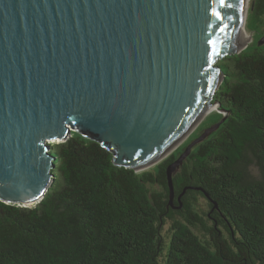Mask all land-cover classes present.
Masks as SVG:
<instances>
[{
  "label": "water",
  "instance_id": "1",
  "mask_svg": "<svg viewBox=\"0 0 264 264\" xmlns=\"http://www.w3.org/2000/svg\"><path fill=\"white\" fill-rule=\"evenodd\" d=\"M243 8L244 0H0V201L39 204L55 181L50 143L72 132L140 173L215 108L222 120L166 169L168 207L181 209L173 176L230 115L214 101L225 79L217 63L246 49Z\"/></svg>",
  "mask_w": 264,
  "mask_h": 264
},
{
  "label": "trees",
  "instance_id": "2",
  "mask_svg": "<svg viewBox=\"0 0 264 264\" xmlns=\"http://www.w3.org/2000/svg\"><path fill=\"white\" fill-rule=\"evenodd\" d=\"M253 1L254 42L217 63L225 79L215 101L230 115L173 176L181 209L168 207L166 177L178 150L137 173L72 132L52 145L55 181L39 204L0 201V264H264V0Z\"/></svg>",
  "mask_w": 264,
  "mask_h": 264
},
{
  "label": "rangeland",
  "instance_id": "3",
  "mask_svg": "<svg viewBox=\"0 0 264 264\" xmlns=\"http://www.w3.org/2000/svg\"><path fill=\"white\" fill-rule=\"evenodd\" d=\"M255 2L253 0H249V7H248V14H247V20H248V17H249V11H250V8L252 6V3ZM247 20H246V25H245V30L247 32V34L251 37V40L247 43V46L251 45L253 42H254V33L250 32V29H249V26H248V23H247ZM217 96V95H216ZM216 96L214 97V101L216 100ZM213 101V102H214ZM217 114H220L219 111H217L215 108H212L208 113H207V116L206 118L202 121V123L196 128V130L192 133V135L189 137V139H187L177 150L179 153L182 152V149L184 150V148L188 145V143H190V141H192L193 139H195L205 128H207V125L210 123V120H212V117L214 118V116H216ZM221 115V114H220ZM51 145H57L59 144L58 141H54V142H51L50 143ZM187 144V145H186ZM176 150V151H177ZM175 151V152H176ZM174 152V153H175ZM173 153V154H174ZM172 154L168 155L166 158H164L163 160H161V162H163L164 160H166L167 158H169ZM161 162L149 167V168H146L144 169L143 171H141L140 173L144 172V171H148V170H151L153 168H155L158 164H160ZM198 202H199V205H198V208L202 211H206L207 207H208V202L203 199V198H199L198 199ZM162 234L164 235V237L168 238L170 233H169V225H166L163 230H162Z\"/></svg>",
  "mask_w": 264,
  "mask_h": 264
},
{
  "label": "bare ground",
  "instance_id": "4",
  "mask_svg": "<svg viewBox=\"0 0 264 264\" xmlns=\"http://www.w3.org/2000/svg\"><path fill=\"white\" fill-rule=\"evenodd\" d=\"M248 7H249V0H244V8H243V15H244V17H243V21H242L241 45H240V49L239 50L247 48L248 47L247 46V43L251 40V37L247 34V32L245 30V25H246V20H247V14H248ZM211 109L212 108H210L209 110H207V113ZM207 113H206V115H207Z\"/></svg>",
  "mask_w": 264,
  "mask_h": 264
},
{
  "label": "snow or ice",
  "instance_id": "5",
  "mask_svg": "<svg viewBox=\"0 0 264 264\" xmlns=\"http://www.w3.org/2000/svg\"><path fill=\"white\" fill-rule=\"evenodd\" d=\"M224 0H221V3L223 4Z\"/></svg>",
  "mask_w": 264,
  "mask_h": 264
}]
</instances>
